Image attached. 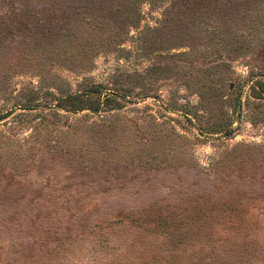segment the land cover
<instances>
[{
	"label": "rangeland",
	"instance_id": "374dc122",
	"mask_svg": "<svg viewBox=\"0 0 264 264\" xmlns=\"http://www.w3.org/2000/svg\"><path fill=\"white\" fill-rule=\"evenodd\" d=\"M161 4L127 33L116 0H0V264H155L110 221L210 196L242 206L233 240L264 264V0H183L157 29ZM92 86L122 106H56Z\"/></svg>",
	"mask_w": 264,
	"mask_h": 264
},
{
	"label": "trees",
	"instance_id": "16d2710c",
	"mask_svg": "<svg viewBox=\"0 0 264 264\" xmlns=\"http://www.w3.org/2000/svg\"><path fill=\"white\" fill-rule=\"evenodd\" d=\"M116 1L120 3L116 10L125 13L122 18L128 33L129 28L137 26V19L142 13L141 6L137 5V0ZM147 1L155 3L160 1L163 5L160 8L159 24L155 28H162L173 19L176 22H183V0ZM92 87L66 94L59 98L56 106L67 111L90 109L93 112L122 106L119 99L124 98L126 94H117L110 88L105 91L97 89L99 86ZM141 94L146 96L145 93ZM182 111L186 120L196 127L199 134H202L204 130L199 117L196 118L197 113ZM227 131H231V128ZM202 187L203 190L210 191L214 195L224 194L227 190V187H216L215 183L204 184ZM212 197L201 205L180 203L184 197L178 204L163 208H143L122 212L120 218L110 222L119 226L122 222L125 224L130 220L129 232L136 231L139 235L150 237L153 241L151 240L152 243L147 245L155 246L158 252V262L155 264H252V258L248 262L244 261L248 259L244 255L250 252L249 245L240 246L237 240H233V236L238 235L237 231L240 230L238 225L242 224L240 219L244 209L233 198L213 201ZM85 208L87 206L82 209ZM82 209L79 211L81 212Z\"/></svg>",
	"mask_w": 264,
	"mask_h": 264
}]
</instances>
